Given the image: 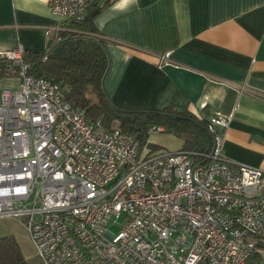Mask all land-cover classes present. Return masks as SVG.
Listing matches in <instances>:
<instances>
[{
	"label": "built area",
	"instance_id": "1",
	"mask_svg": "<svg viewBox=\"0 0 264 264\" xmlns=\"http://www.w3.org/2000/svg\"><path fill=\"white\" fill-rule=\"evenodd\" d=\"M92 1L48 6L80 22ZM25 52H0L18 77L0 90V217L21 221L41 264H245L264 244V169L223 156L230 115L208 118L207 154L141 148L29 73Z\"/></svg>",
	"mask_w": 264,
	"mask_h": 264
},
{
	"label": "crops",
	"instance_id": "2",
	"mask_svg": "<svg viewBox=\"0 0 264 264\" xmlns=\"http://www.w3.org/2000/svg\"><path fill=\"white\" fill-rule=\"evenodd\" d=\"M97 5L93 23L108 40L104 87L114 103L174 106L206 121L217 112L230 115L226 126H215L223 156L264 169V0ZM63 23L48 0H0V52L21 44L25 53H42ZM17 86L18 80L3 88ZM261 253L245 264H264Z\"/></svg>",
	"mask_w": 264,
	"mask_h": 264
},
{
	"label": "trees",
	"instance_id": "3",
	"mask_svg": "<svg viewBox=\"0 0 264 264\" xmlns=\"http://www.w3.org/2000/svg\"><path fill=\"white\" fill-rule=\"evenodd\" d=\"M99 9V5L91 4L82 21H63L64 28L49 40L44 52L25 53L29 73L58 83L67 100L85 110L88 120L98 121L104 127L118 122L124 132L140 141L141 148L152 149L149 129L156 126L178 136L182 140L180 150L209 153L213 135L203 116L174 106L148 109L130 102L118 105L112 101L104 87L109 67L108 40L97 32L93 23ZM13 75L17 76L16 66L0 57V80ZM262 250L264 244L258 243L250 258L262 255ZM0 264H29L13 235L0 236Z\"/></svg>",
	"mask_w": 264,
	"mask_h": 264
},
{
	"label": "rangeland",
	"instance_id": "4",
	"mask_svg": "<svg viewBox=\"0 0 264 264\" xmlns=\"http://www.w3.org/2000/svg\"><path fill=\"white\" fill-rule=\"evenodd\" d=\"M9 77L10 78L4 77L0 80V90L3 87L12 86L17 83V76L13 75ZM148 141L151 142L152 145L150 146L152 147V149L156 148L153 149L154 151L160 150V148H163L164 150H175L181 144V139L174 133L168 132L167 130H157L150 132L148 136ZM153 144L156 146H154ZM120 221L121 219L118 222ZM118 227L119 225L117 223H113L110 225V229L112 231L118 230ZM5 235L15 236L22 251V254L24 255L29 264H41L35 254L28 232L25 227L21 224V221L18 218L0 217V236Z\"/></svg>",
	"mask_w": 264,
	"mask_h": 264
},
{
	"label": "water",
	"instance_id": "5",
	"mask_svg": "<svg viewBox=\"0 0 264 264\" xmlns=\"http://www.w3.org/2000/svg\"><path fill=\"white\" fill-rule=\"evenodd\" d=\"M99 1H100V0H93V1H92V5H96V4H98Z\"/></svg>",
	"mask_w": 264,
	"mask_h": 264
}]
</instances>
